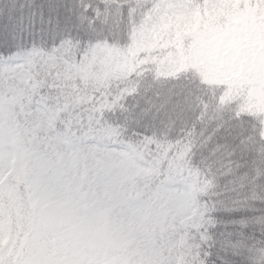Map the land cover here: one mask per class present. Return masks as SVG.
<instances>
[{
    "label": "snow or ice",
    "instance_id": "snow-or-ice-1",
    "mask_svg": "<svg viewBox=\"0 0 264 264\" xmlns=\"http://www.w3.org/2000/svg\"><path fill=\"white\" fill-rule=\"evenodd\" d=\"M0 264H264V0H0Z\"/></svg>",
    "mask_w": 264,
    "mask_h": 264
}]
</instances>
